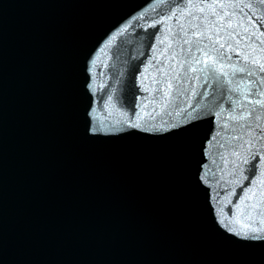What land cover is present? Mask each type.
<instances>
[{
	"label": "water",
	"instance_id": "95a60500",
	"mask_svg": "<svg viewBox=\"0 0 264 264\" xmlns=\"http://www.w3.org/2000/svg\"><path fill=\"white\" fill-rule=\"evenodd\" d=\"M189 13L264 63L260 0H0V264H264L259 165L236 177L212 114L153 100Z\"/></svg>",
	"mask_w": 264,
	"mask_h": 264
},
{
	"label": "snow or ice",
	"instance_id": "6c2138e0",
	"mask_svg": "<svg viewBox=\"0 0 264 264\" xmlns=\"http://www.w3.org/2000/svg\"><path fill=\"white\" fill-rule=\"evenodd\" d=\"M260 4H264V0H260ZM212 7L201 5L199 11L204 12L205 8ZM218 7L223 9L225 5ZM179 12L183 13L184 9ZM177 15V11L170 10L168 14H163L158 23L164 25L170 17ZM210 15L217 17L221 14L212 11ZM224 29L221 20L212 19L207 13L203 16L189 13L184 23L177 21L174 32L169 29L164 39H158L161 44L166 39L169 41L165 49L168 60L166 68L158 69L162 75L154 81L157 87L153 100L161 110L174 106L175 115L183 114L187 119L212 114L220 122L219 128L213 129L214 136L211 138L218 141L217 147L222 150L219 151V159L233 165L236 177L247 179L244 172L251 171L255 176L257 165L264 173V63L254 68L257 61L248 55L243 56V63L233 61L231 53L240 55L237 49L246 37L235 30L226 32ZM123 31L117 32L109 44ZM252 36H255L254 32ZM259 43L264 46V40ZM197 88L200 89L199 93ZM143 90L148 92L149 88ZM108 102H111V97ZM250 161L255 163L248 169ZM249 183L254 181L249 180Z\"/></svg>",
	"mask_w": 264,
	"mask_h": 264
}]
</instances>
